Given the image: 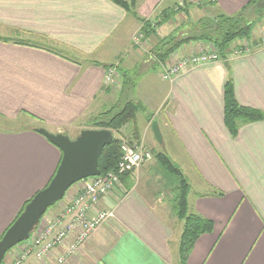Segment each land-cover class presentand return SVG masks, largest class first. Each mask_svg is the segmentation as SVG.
Returning <instances> with one entry per match:
<instances>
[{"label":"crops","instance_id":"0c3cea01","mask_svg":"<svg viewBox=\"0 0 264 264\" xmlns=\"http://www.w3.org/2000/svg\"><path fill=\"white\" fill-rule=\"evenodd\" d=\"M120 1L128 7L112 0H0V119L17 125L0 130V238L59 163L57 148L35 130L71 138L100 108L103 87L119 85L105 81L113 70L119 88L129 78L130 99L145 107L147 127L160 116L157 123L167 137L161 152L190 186L189 211L213 224L186 264H264V121L240 123L231 136L223 106L230 80L240 106L264 113V42H253L252 36L234 41L225 57L167 81L161 64L144 57L153 36L145 46L132 41L141 20L176 5L183 4L187 16L194 7L203 10L199 18L210 10L235 16L250 0ZM214 51L210 43L190 41L164 64ZM145 165L123 176L103 200L98 210L113 217L65 264H177L174 251L182 232L172 206L177 180L153 183ZM57 209V203L50 207L39 226ZM63 252L58 247L54 254ZM55 255L22 264H59Z\"/></svg>","mask_w":264,"mask_h":264},{"label":"trees","instance_id":"16d2710c","mask_svg":"<svg viewBox=\"0 0 264 264\" xmlns=\"http://www.w3.org/2000/svg\"><path fill=\"white\" fill-rule=\"evenodd\" d=\"M112 1L123 8L128 7L120 0ZM260 3L261 0H250L248 5L235 16H227L220 12H207L204 17L199 18L195 23H189L188 30L185 33H182V36L179 38L173 35V33L162 38L159 37V39L156 38V32L153 29H147L149 28V23L145 20L140 21L142 24L141 31L145 39L152 36L156 39L155 46L151 49L155 65L164 64L170 54L174 53L182 45L190 41L210 43L214 47L217 55L223 58L228 53V48L231 43L238 40L247 42L251 39L253 22L248 20V16L252 12L260 11ZM180 12H186V9H180ZM176 13L177 12L174 11L173 15ZM112 67L113 66L105 67V69L108 71ZM127 85L128 81L125 79V82L117 95L116 103L108 110L96 116L87 118L82 123L83 130H109L112 134H118L122 129L128 127L129 124L134 123L136 115L139 112L146 111L145 107L140 102L124 97L132 90L131 87L127 89ZM103 91L107 93L110 92V87L104 86ZM223 106L224 124L231 136H234L237 133L240 123L264 121V113L240 106L237 103L230 80H228L224 86ZM148 120H151L150 117H148ZM132 131V135L136 139L137 130L135 127ZM122 144H124V142L122 143L119 138L113 136L111 144L103 149L98 164L101 174L112 171L116 168L121 156ZM154 157L158 164L177 180L172 206L177 219L183 224L179 239L177 264H186L196 241L202 235L210 234L213 230V224L210 220L201 215L189 211L187 197L190 191V186L183 178L180 170L162 152H156ZM60 159L61 154L59 162ZM29 201L23 205L16 218L21 214L25 205Z\"/></svg>","mask_w":264,"mask_h":264},{"label":"built area","instance_id":"2783aa9c","mask_svg":"<svg viewBox=\"0 0 264 264\" xmlns=\"http://www.w3.org/2000/svg\"><path fill=\"white\" fill-rule=\"evenodd\" d=\"M218 58L215 51L184 55L175 63L162 64L161 77L170 81L189 69L213 63ZM112 77L113 72L109 70L106 83L111 82ZM149 158L150 154L146 150L136 145L122 144L116 168L82 180L74 189L71 187L57 203L60 213L45 225L38 224L27 240L13 248V264H22L29 257L38 260L52 258L58 247L64 252L61 256L55 255L57 263H67L85 246L93 232L113 217L111 212L98 210L103 200L119 186L123 176L138 169Z\"/></svg>","mask_w":264,"mask_h":264},{"label":"water","instance_id":"95a60500","mask_svg":"<svg viewBox=\"0 0 264 264\" xmlns=\"http://www.w3.org/2000/svg\"><path fill=\"white\" fill-rule=\"evenodd\" d=\"M150 128L156 141L161 144L157 121H152ZM35 131L57 148L61 159L47 186L30 199L0 238V264L11 249L28 239L47 210L61 201L73 185L100 175L98 164L101 152L113 140V134L109 130L85 129L74 139L60 133L52 134L41 128Z\"/></svg>","mask_w":264,"mask_h":264},{"label":"rangeland","instance_id":"374dc122","mask_svg":"<svg viewBox=\"0 0 264 264\" xmlns=\"http://www.w3.org/2000/svg\"><path fill=\"white\" fill-rule=\"evenodd\" d=\"M184 7L185 6L183 4L182 5H176L172 9V11H168V12L164 13L162 16L158 17L155 15V16L151 17L150 19L145 20V21H148V23H149V28H147V29H153L156 32L155 37L158 39H159V37L162 38V37L168 36L169 34H172V33H173V35H175L176 37L179 38L180 36H182V33L187 31V29L189 28V25H190L189 23H195L196 20L199 18V16L202 15V12H203V10H201V8H195L194 7L193 9L190 10V13L188 12V16H187L186 12H180V9L182 10V9H184ZM207 9H209V8H207ZM174 11L177 12L175 15H173ZM212 12L213 11L210 10V13H212ZM248 20L253 22L252 41L253 42H259L260 44L263 43L264 42V4L262 5L259 12L250 13L248 16ZM141 27H142V25H141ZM134 37H135V39H132L133 44H136L139 46H140V44L144 45V42H145L144 40H146V39H145L141 30L138 32V34H135ZM155 37L153 36L154 40H153V42L152 41L150 42V48H148V46L146 45L147 49H145V51H143V53L145 55L144 57L145 58H147V57L151 58L150 60L152 62H154V58L152 57L153 55H152L151 47L153 48L155 46V43H156ZM112 72L114 75L111 79V82H108L107 84H109L111 86V84L116 82L119 84L118 86H120L121 82H120L119 77H116L113 70H112ZM129 77L132 80L134 78V75L131 73L129 75ZM112 80L115 82H113ZM127 81H128V85H127V89H128L129 87H131V85L129 84V78L127 79ZM118 86H115V87L111 86L110 92H108L106 94L102 93L101 95H99L97 102H98L100 108L98 107L96 110H94L93 113L88 115L84 120H86L90 116L91 117L96 116V115L108 110L110 107H112L116 103L117 95L121 89ZM116 87H118V88H116ZM129 94L130 93L126 94V96H124V97H126L127 99H130ZM152 114H154V113H152ZM155 118H156L155 121H158V122L161 121L159 115H157V117H155ZM82 123L83 122H80L79 127L75 128L74 130L71 131L72 133H70L69 135H71L72 137L70 139H74L75 138L74 135L79 134L80 131L83 130L82 129L83 128ZM129 126L122 129L118 134L113 133V136L119 138L122 143L124 142V143L132 144V145H137L138 148H142V149L146 150V152H148L150 154V158L146 161H143L141 163V165L139 166V168L141 166H143L144 164H146L144 166V169L146 170L145 175H147L148 178L153 183L158 182L159 185H162L163 182L169 183L168 181H170L174 177L171 174H169L167 171H165L158 164L156 158L154 157L156 152H161L162 145L159 144L156 141V139L154 138V136L151 132V128L147 127V117H146L145 112H139L136 115L134 123L129 124ZM15 127H17L16 124H12V123H9L7 121L0 119V130L11 129V128H15ZM134 127L137 130V135H136L137 138L136 139L132 135L133 134L132 129ZM158 127H159V131L161 133L162 142L165 143V140L163 141V138H165V139L167 138L166 132L164 131V129L162 128L160 123H159ZM145 128H148L147 135H146V133H144ZM142 136H143V138H142ZM144 137H146V140L144 139ZM138 169H136V170H138ZM136 170H134V171H136ZM129 174H131V173H129ZM166 196H169L168 191H166ZM56 211H57V215H58L60 213V210L57 209ZM180 229H182V224H181ZM178 244H179V238L177 239V243H176V251H174V260H176V261L178 260V258H177ZM10 251L5 256L2 264H13V261L11 259H13L14 253L13 252L11 253ZM79 253H80V251H78L74 255V257H78ZM28 259H30V257L27 258L25 261H27ZM80 264H84V263H80Z\"/></svg>","mask_w":264,"mask_h":264}]
</instances>
